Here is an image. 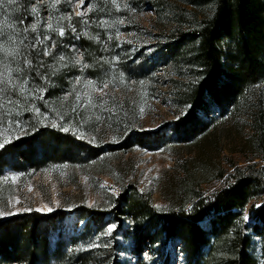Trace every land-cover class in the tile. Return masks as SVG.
<instances>
[{"label":"trees","instance_id":"obj_1","mask_svg":"<svg viewBox=\"0 0 264 264\" xmlns=\"http://www.w3.org/2000/svg\"><path fill=\"white\" fill-rule=\"evenodd\" d=\"M72 1L0 5V80L9 71L12 80L0 83V207L14 194L6 168L22 181L48 170L95 169L111 177L119 192L105 190L103 201L91 208L69 201L53 214L31 209L1 219L0 264H124L121 237L133 242L136 264H148L143 253L165 249L170 241L180 242L186 264H259L251 254L250 231L262 240L264 264V0L160 3L167 23L155 36L154 60L176 70L179 112L154 133L137 128V105H116L106 116L92 101L77 102L76 90L62 98L75 79H95L110 66L100 59L107 56L103 40L114 28L98 25L104 19L116 24L135 3L92 0L84 20L73 13ZM145 35L151 36L146 30ZM74 40L83 50V68L90 70H66L67 60H59ZM127 59L118 67L138 82L156 69L154 62ZM212 106L219 117L209 114ZM229 125L239 137L233 152L239 158L226 156L221 145V138H230ZM136 147H164L178 157L177 173L162 192L163 207L138 188L129 169L114 166ZM219 183L212 192L206 188ZM72 214L86 222L83 232L60 238L53 249L50 231Z\"/></svg>","mask_w":264,"mask_h":264},{"label":"rangeland","instance_id":"obj_2","mask_svg":"<svg viewBox=\"0 0 264 264\" xmlns=\"http://www.w3.org/2000/svg\"><path fill=\"white\" fill-rule=\"evenodd\" d=\"M134 1L132 8L126 11L129 16H124L116 21V24L108 23L107 19H104L98 25L99 29L102 30L103 28H114L113 32L107 31L109 38L103 40L104 48H102L103 53L105 52L107 56L105 55L104 59H100V65L109 61L110 66L102 67L103 70L100 69L99 77L95 79L90 78L88 75L75 79L70 88L64 90L62 98L67 99L70 97V91L67 90H76L78 91L75 97V100H78L77 102L81 103L82 101L89 104L92 101V108L100 110L106 116L109 113L116 112V105L119 108L124 107L126 103L130 106L137 105V128L147 133L161 132L166 128L167 122L178 117L179 112L174 105L173 94L175 89L172 82L173 79L178 78L176 70L173 66L166 67L163 62L159 63L160 61L156 62L154 60L158 45L156 43L158 38L155 36H158L157 32L164 26V23H167L166 12L162 10V4H160L165 0ZM168 1L180 2V0ZM72 9L75 16L86 20L92 12L93 1H72ZM127 30L129 31L127 32ZM145 30L151 36L145 35ZM86 33L85 35L89 34ZM111 35H116V46L112 49H110ZM68 48L70 50L67 55L68 58L62 55L59 59L62 60L63 64L67 60V64L64 66L67 68L65 69L90 70V67H86L87 65L83 68V50L76 45L75 40L68 45ZM109 52L113 53L111 58ZM123 52H126L125 54L129 53V56H124ZM123 57L128 58L127 60L134 58L137 65L154 62L156 69L138 82L129 76L124 67H118V65H121ZM69 61L72 62L69 63ZM2 111L5 112L4 109ZM209 114L216 117L220 116L219 110L215 106L211 107ZM202 117H206V115L203 114ZM16 125L21 127L19 121ZM229 128L231 130L230 138L226 136L221 138V145L225 148L224 154L226 156L239 158V155H233L236 145L240 143L239 137L236 135L237 132L233 125H229ZM167 134H170V131L167 130ZM180 156L184 159L188 157L186 153ZM130 162H133L134 166ZM177 162V155L164 147H160L155 151L136 147L124 156L120 155V158L115 160L114 166L117 168L123 166L125 169H129L130 174L132 172L131 179L137 184L138 188L151 196L152 203L156 207H163L166 202L163 199L162 192L172 183V178L177 173ZM241 165H245L244 162H241ZM5 172L14 185V194L5 208L0 207V220L25 212V209H28L27 211L39 209L38 212L40 213L53 214L65 209L66 202L69 201L85 204L91 208L103 201L105 190L113 194L119 192L111 177L99 175L95 169L90 170L89 173L80 169H57L55 173L48 170L38 172L26 181H22L21 175L11 168H6ZM221 186L222 184L219 183L206 188L209 192H212L221 188ZM85 225L86 222L81 221L77 214L68 216L64 222L59 224L57 229L50 231L53 249L56 248V243L60 238L68 239L72 235L81 234ZM250 233L253 236L251 254L259 264H263L262 240L251 231ZM120 243V260L124 264H136L138 258L132 251L133 242H128L121 237ZM142 258L148 264H154L155 261L158 264H165V262L168 264H186L180 242L170 241L165 249L155 246L153 251L143 253Z\"/></svg>","mask_w":264,"mask_h":264},{"label":"snow or ice","instance_id":"obj_3","mask_svg":"<svg viewBox=\"0 0 264 264\" xmlns=\"http://www.w3.org/2000/svg\"><path fill=\"white\" fill-rule=\"evenodd\" d=\"M7 2L9 3V4H12V3H15V0H7ZM3 3H4V0H0V5H3ZM63 33L61 32V35H62ZM0 83H5V84H7V85H11V83H12V80H11V75H10V71H9V75L8 76H6V77H4V79L3 80H0ZM6 142H8V141H5V143ZM0 146H2V145H0ZM26 211L28 210V209H25ZM50 210V209H49ZM37 211H39V209H37ZM9 214H12V213H9Z\"/></svg>","mask_w":264,"mask_h":264}]
</instances>
